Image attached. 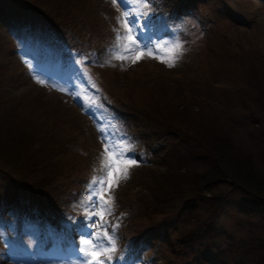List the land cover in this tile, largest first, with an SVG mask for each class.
<instances>
[{"label": "rangeland", "instance_id": "obj_1", "mask_svg": "<svg viewBox=\"0 0 264 264\" xmlns=\"http://www.w3.org/2000/svg\"><path fill=\"white\" fill-rule=\"evenodd\" d=\"M25 3L59 13L79 35L90 36L85 38L84 44L92 41V45L97 46L100 40L106 38L109 43L114 41L113 28L118 26L115 18L120 10L110 0H0V5L9 15H18ZM15 4L16 9L13 8ZM194 5L198 14L203 19L208 17L210 23L203 20L208 27L199 31L193 20H186L188 26L177 39L184 41V46L198 45L175 69H165L146 59L147 56L136 64L113 61L115 67L95 68L94 71L88 68L82 84L73 75L47 76L42 73L41 66L37 70V66L30 64L28 55L20 63L10 41L8 23L0 16V169L12 172L8 171V179L12 182L18 180L29 185L31 179L47 181L46 190L53 192L57 198H63L59 196L70 188L81 187L92 164L96 165L97 171L99 169L103 147L97 126L102 122L105 125L111 122L122 131L126 129L119 114L114 117L111 114L109 118L104 111L107 104L98 101L101 93H107L112 100L125 107L129 132L139 136L148 151L147 161L134 167L129 180L114 191L115 197L121 205L124 201L130 203L131 225L134 228L174 218L168 230L156 234L157 238L151 241L154 246L158 245L160 262L157 264H182V258L177 255L185 238L202 231L200 226L214 216L210 211L205 212V205H200V200L195 209L182 210L178 216L171 210L177 209L175 200L167 197L170 202L162 208L163 204L153 202L151 193L159 188L156 184L162 179V173L163 176L172 173L185 160H190L188 155L191 153L186 147H194L190 139L194 131L205 130L208 137L223 136L233 146L245 147L239 138L225 136V129L230 130V127L224 118L235 114L232 112L236 109L230 96L221 92L243 72L232 74L228 71V80L223 78L221 70L222 66L234 63L243 68L241 60L246 58L243 48H258L260 56L256 61H264V0H203L195 1ZM195 38L198 39L195 41ZM229 53L237 60L228 58ZM22 65L28 66L29 72L23 71ZM88 76L96 87L103 88H98L99 91L93 94L96 97L88 93V87L92 86ZM38 80L45 83L40 84ZM61 88L65 91H60ZM79 101L84 105L80 111L85 108L87 117L73 105ZM92 101L94 106L88 107ZM236 117L233 120L239 123L240 130V112ZM234 130L238 132L235 127ZM33 154H43L45 161L35 159ZM3 175H7V171H0V193L2 186L6 185ZM18 196L19 193L11 192V201L14 202ZM152 205L163 211L153 212L154 207L150 209ZM242 205L248 210L259 209L249 200L242 201ZM261 208L264 209V206ZM243 214L233 206H222L212 220L210 231L203 237L204 240L210 234L208 248L202 242L201 248L190 255L198 257L200 251L204 254L206 250L208 264H221L218 258L225 260V264H232V253L240 248V239L246 233H259V229L247 225L250 215ZM8 231L1 235L0 241L6 243H0V255L10 244L24 250L33 248L35 239L19 236L12 227ZM56 258L44 256L36 262L74 264L67 260L60 262ZM141 258L142 255H138L137 259ZM5 264L16 263L10 260Z\"/></svg>", "mask_w": 264, "mask_h": 264}, {"label": "trees", "instance_id": "obj_2", "mask_svg": "<svg viewBox=\"0 0 264 264\" xmlns=\"http://www.w3.org/2000/svg\"><path fill=\"white\" fill-rule=\"evenodd\" d=\"M190 1L194 3L195 1L203 0H156V3L160 4L161 9L163 7L168 9L166 14H168L169 20H172V18L180 16V14L174 12L176 7L181 3L186 6ZM26 4L23 9H20L22 13L19 12V16L14 14L9 15L8 12L4 11L3 6L0 5V13L3 11V14H0V16L5 18L4 20L8 23L7 27L9 26L8 33L11 42H14L16 37H20V42L27 43V39L25 41L22 35L25 28L20 27V24L26 21L28 26L26 27L27 33L32 34L36 41L48 48L50 56L48 67H55L56 70H53L54 74L59 70V65L69 56H85L93 53L95 54L94 58H98L100 62H103L105 59L104 53L109 44L107 38L106 40L102 39L103 41L100 40L97 46H93L94 42L92 41L84 44L85 38H89L90 36L84 37L81 34L79 35L73 28L68 26L65 19L58 15L59 13H52L53 10L49 11L48 8ZM107 4L111 5L110 3ZM16 5H14V9L17 8L15 7ZM199 18L201 25L208 27L204 22L209 24V18L203 19L201 15H199ZM169 40L163 36V41ZM29 44L33 47L35 46L33 41H30ZM197 45L198 43L194 44V47L185 45L186 51L176 66L183 62L184 58L193 52ZM238 50L240 52L241 48L239 47ZM243 54L246 57L241 60L243 68L236 66L235 63L222 66L224 71L221 70V75L225 79L229 80L228 71L232 74L243 73L237 75L236 79L228 87L223 88L221 92H226L225 94L230 96L234 101V108L236 109V111L232 112L235 114L224 118L230 127V130L225 129V136L227 138L229 136L239 138L245 147L239 148L233 146L223 136L208 137L205 134V130L194 131L190 134L194 147L192 145L186 147L187 151L191 153L188 155L191 156L190 160L188 159V162H185V160L183 165L177 167L175 171L172 170V173L164 174V176L162 173V179L156 184V188H159L151 193V199L156 205L163 204L162 208L164 205H167L168 201L170 202L167 197L175 200L176 204L174 206L177 209L173 208L171 210L172 213H177L178 216L182 213V210L186 212L190 209H195L199 200L200 205H205V212L210 211L214 218L222 206H233L236 210L243 212V215H250L247 225L251 228L259 229V233H246L240 239V248L235 254L232 253V264H264V209L261 208V206H264V61L262 63L256 61L260 56L258 48L250 47L247 50L243 48ZM232 55L229 53L228 58L237 60ZM60 58H62L61 61L57 62ZM146 59L150 60L148 57ZM151 61L161 65L165 69H175L176 67H167L165 64L154 59H151ZM75 65L77 64L75 63ZM89 67L94 71L95 68L100 69L110 66H100L99 63H91ZM71 74H75L73 75L74 78L79 77L76 72L65 76L70 77ZM202 91L206 94L210 93L206 90ZM91 95H93L92 92ZM236 95L239 97H236ZM98 101L107 104L104 107V111L109 118L111 114H119L127 127V131H129L130 125L128 124L125 107L112 100L107 93H101ZM239 112L242 121L240 130L238 127L239 123L235 121L237 119L236 114H239ZM82 114L87 117L85 113ZM179 117L180 115L177 114V118ZM234 127L238 129V132L234 130ZM134 138L139 141L134 145V148L148 153L146 144L140 141L141 138L135 133ZM33 156L37 160L45 161L43 154H33ZM137 161L138 166L143 164L138 159ZM133 169L130 170V176ZM2 170L7 171V175H3L2 180L6 182V185L2 186L3 191L0 193V196L11 192L15 194L19 193V196L21 195V203L25 206L31 204L33 207L31 210L35 214V218H44L48 224V229L52 233H56L57 236L64 234L65 230H63L62 226L67 222L79 223L81 221L83 224L87 223L85 217L82 216L78 209L81 206L82 194L84 195L82 191L83 186L87 185L86 179L81 182V187L77 189L70 188L66 193L59 196H63V198H57L53 192L46 190L47 181L31 179L29 180L31 181L29 185L26 182L20 183L18 180L12 182L8 179L10 176L8 171H11L0 169V171ZM129 178L122 183H126ZM150 189H153V187ZM157 194L160 195L156 198ZM113 195L115 197L114 193ZM244 200L253 202L259 209L248 210L244 208L242 205V201ZM115 201L114 212L109 217L110 222L117 225L114 230L117 250L113 260L115 258L118 260L113 264H129L128 261L131 259V255L134 252L139 253L141 251L151 254L153 263H159L160 257L157 255L158 245L154 246L151 240L157 238L156 234L165 233V229L168 230V226L173 223L174 218L172 217L168 221L164 220L163 223H149L145 227L141 225L134 228L131 225L132 208L130 207V203L124 201V204L121 205L116 197ZM153 207V212L163 211V209L157 210V207L153 205L150 206V209H153ZM15 210H3L0 206V228L2 227L4 216H9L14 218L15 228L17 230L20 229L22 215L15 212ZM213 219L210 216L209 219L205 220L204 225L200 226L203 228L202 231L198 233L194 232L185 238L177 255L179 259L182 258V264H208L206 260H209V258L207 257L206 259V250L204 254L200 251V256L198 255V257L190 254L197 248H201L202 245L200 246V244L202 242L208 248L210 243L207 238L210 237V234L204 240L203 237L206 232L210 231L209 227H211ZM109 232L111 233L112 229H109ZM1 235L0 230V240ZM33 235L35 236V234ZM0 243L6 242L0 241ZM150 246H152V249H150ZM7 247L8 249H5V253L2 254H6L7 257L9 256L17 264H30L33 258H37V255L32 251L23 250L18 253L11 244ZM217 260L221 264L226 263L225 260L223 261L219 258Z\"/></svg>", "mask_w": 264, "mask_h": 264}, {"label": "snow or ice", "instance_id": "obj_3", "mask_svg": "<svg viewBox=\"0 0 264 264\" xmlns=\"http://www.w3.org/2000/svg\"><path fill=\"white\" fill-rule=\"evenodd\" d=\"M110 2L120 11L115 18L118 26L113 28L114 41L111 47L105 50V59L100 62L98 58H94L95 54L89 53L76 60V64L81 65L86 72L89 63L115 67L113 61L136 64L147 56L167 67L176 66L186 51L183 42L179 39L153 41L147 36L154 16L153 0H110ZM88 79L92 87L96 88L90 76ZM37 82L45 83L44 80ZM59 90L65 91L63 88ZM94 103L92 101L87 106L92 107ZM97 131L101 134L103 150L99 159V174L92 176L87 185L85 198L81 201L87 223L76 249L78 254L76 264H111L117 250L114 235L117 225L109 220L116 203L113 193L130 177V170L138 166L132 140L120 127L109 122L107 125H98ZM109 229H112L111 233Z\"/></svg>", "mask_w": 264, "mask_h": 264}]
</instances>
